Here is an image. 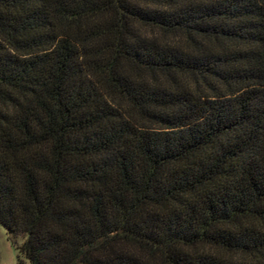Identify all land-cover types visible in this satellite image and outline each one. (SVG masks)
<instances>
[{
	"label": "trees",
	"instance_id": "obj_1",
	"mask_svg": "<svg viewBox=\"0 0 264 264\" xmlns=\"http://www.w3.org/2000/svg\"><path fill=\"white\" fill-rule=\"evenodd\" d=\"M0 226L27 264H264V0H0Z\"/></svg>",
	"mask_w": 264,
	"mask_h": 264
},
{
	"label": "rangeland",
	"instance_id": "obj_2",
	"mask_svg": "<svg viewBox=\"0 0 264 264\" xmlns=\"http://www.w3.org/2000/svg\"><path fill=\"white\" fill-rule=\"evenodd\" d=\"M23 238L21 235H8L0 226V264H27L19 249Z\"/></svg>",
	"mask_w": 264,
	"mask_h": 264
}]
</instances>
